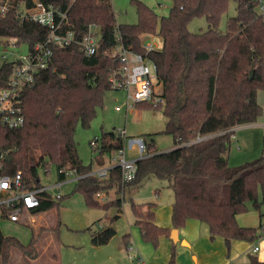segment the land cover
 Here are the masks:
<instances>
[{"label":"trees","instance_id":"16d2710c","mask_svg":"<svg viewBox=\"0 0 264 264\" xmlns=\"http://www.w3.org/2000/svg\"><path fill=\"white\" fill-rule=\"evenodd\" d=\"M230 1L172 0L168 14L159 17L150 6L133 0L137 22L118 24L109 0H0V6L8 7L4 15L0 13V39L12 38L17 45L31 48L47 35L46 28L15 16L19 5L30 8L41 3L66 11L78 38L91 23L101 30L95 54L84 55L76 42L54 48L48 66L22 91L23 125L13 129L0 125L1 172L19 170L23 185L35 189L40 188L39 167L47 170L50 165L56 169L66 165L79 176L72 192L80 193L87 206L116 207L118 212L120 198L100 204L96 195L114 190L121 196L153 176L164 180L172 191L173 228H181L187 219H197L208 226L211 239L222 237L227 249L233 239L255 242L264 238L257 228L240 226L236 220L249 203L260 219L264 216V154L237 166L228 163L234 128L256 121L262 113L256 94L264 90V18L257 12L256 0H232L235 14L220 30L221 16ZM195 17L205 18L204 31H189L188 24ZM115 29L122 44L134 51L142 50L143 34L161 38V48L149 56L157 65L164 102L135 106L161 109L167 118L162 132L171 134L175 143L170 150L157 152L144 140L148 155L136 161L135 177L126 183L121 181L119 166L111 167L105 178L89 175L91 165L79 159L73 137L77 124L89 126L110 89L109 75L116 63L104 51L115 44ZM13 65V61L0 65V89L6 86ZM210 134L214 136L192 142L197 136ZM123 145L119 134L102 132L92 150L102 156ZM39 201L32 214L58 208L46 192L39 193ZM155 206V202L131 200L134 224L142 240L154 247L171 230L155 224ZM117 217L118 213L108 215V225L91 231L92 245L101 246L111 239L115 234L111 224ZM27 225L30 239L26 244L0 230V264L11 263L12 248L19 250L26 264L39 256L38 234L30 223ZM174 257L172 244L169 264H174ZM250 264L264 261L250 256Z\"/></svg>","mask_w":264,"mask_h":264},{"label":"rangeland","instance_id":"374dc122","mask_svg":"<svg viewBox=\"0 0 264 264\" xmlns=\"http://www.w3.org/2000/svg\"><path fill=\"white\" fill-rule=\"evenodd\" d=\"M140 1L150 6L159 17L166 16L172 5V0ZM109 2L114 10L116 23L132 24L137 22L133 0H109ZM235 6L236 3L231 0L226 13L221 16L220 30H224L227 18L235 14ZM206 26L205 18L195 17L189 22L188 29L191 32L198 33L204 31ZM155 40L161 45L159 36H156ZM27 50L28 46L26 44L17 45L12 38L0 39V65L3 62L14 61L20 55H25ZM115 106H120L121 110H115ZM166 120L167 118L161 109L139 108L135 105L126 109L124 91L108 89L105 92L102 105L97 108L96 115L89 126L82 127L77 124L75 128L73 137L76 142L78 157L84 165H91V171L117 164V160L113 159L117 156L116 152L99 156L93 152L90 144V141L94 138L100 139L102 132L109 131H114L115 134L123 133L126 137L124 144L126 159L138 157L136 148H128V141L131 137H142L147 143H152L157 152L170 150L175 146V143L171 134L162 132ZM229 147L228 163L230 166H237L264 154V144L261 140L251 141L250 144L237 152V144L235 139H232ZM99 159L101 163L97 162ZM74 176V174L69 175L65 181L56 186L59 181L56 167L50 165L47 170L43 167L38 168L39 186L40 188L47 187L46 193L51 200L58 203V208L47 209L43 211L42 218L38 222H30L31 225H35L34 230L39 237L37 246L40 249L39 259L31 261V263L96 264L97 261H100V264H132L127 249L121 250L119 248L118 232L111 237L109 243L107 242L104 245L94 246L90 241L88 242L90 231L98 228V220L101 227L109 224L107 216L110 215V210H105L101 205L87 206L80 193H73L72 189L77 180ZM164 182V180L150 176L132 193L126 191L123 195L122 211L118 213V217L112 224L116 226L117 224L124 225L127 224V220L132 219L131 200L134 203L153 201L156 203V207L162 204H170L172 191L164 185ZM58 194L60 195L59 199L56 198ZM106 195L108 200L104 203L112 200L111 197L114 196V191L111 190ZM249 211L255 213L257 210L249 203L247 210L242 213ZM261 221L264 222V216ZM58 222L60 223L58 224ZM27 224L26 221L21 224L0 221V230L3 234L15 236L26 244L30 239V229ZM49 237L51 239L43 247V238ZM142 242L146 244L143 240ZM150 244L147 243L153 251L157 249V246L154 247ZM10 264H26L16 248L11 249Z\"/></svg>","mask_w":264,"mask_h":264},{"label":"built area","instance_id":"2783aa9c","mask_svg":"<svg viewBox=\"0 0 264 264\" xmlns=\"http://www.w3.org/2000/svg\"><path fill=\"white\" fill-rule=\"evenodd\" d=\"M256 9L264 18V0H256ZM8 7L3 4L0 6V13L4 15ZM15 16L22 21H32L46 28L47 35L40 41L28 48L25 55H20L13 62L11 73L7 79L6 86L0 89V125L7 128L21 127L24 123L22 111V91L30 87L35 80L36 74L46 68L54 48H64L76 42L84 55L95 54L101 38L100 27L89 24L85 31L76 37L74 31L69 26L67 12L58 8L45 6L41 3L34 7L25 8L19 5ZM115 44L104 51L107 57L116 63L109 75L110 89L123 90L126 99V109L131 108L137 103L162 104L164 99L161 95V84L157 78V65L149 56L152 52L158 51L161 45L155 40L154 34H143L141 36V51H134L125 47L121 42L120 34L114 30ZM115 110H121L120 106H115ZM126 142L123 133H118ZM214 134L197 136L192 142L208 139ZM97 139L90 141L91 146L96 144ZM128 148L138 151V157L126 159L124 145L115 151L119 166L121 181L130 182L136 173V161L147 156L145 151V141L142 137H131L128 141ZM0 155V221L17 223L24 218H31V211L39 206V193L46 192V188L27 189L22 183V175L18 170L12 174L1 172ZM105 167L97 171H91L89 175L97 178L107 177L108 170L113 167ZM57 172L66 179L74 174L77 179L79 176L73 170H68L66 165H62ZM62 179V180H63ZM59 179L56 186H59ZM57 199L60 198L58 194ZM98 203L108 200L106 192L96 195ZM264 229V224L261 225ZM258 250L257 245H253L252 253ZM134 264H140L139 261Z\"/></svg>","mask_w":264,"mask_h":264},{"label":"crops","instance_id":"0c3cea01","mask_svg":"<svg viewBox=\"0 0 264 264\" xmlns=\"http://www.w3.org/2000/svg\"><path fill=\"white\" fill-rule=\"evenodd\" d=\"M256 99L262 108L261 115L256 119V121L252 123L239 125L234 128L231 140L235 139V142L237 144V152L240 151L241 148L246 147L247 144H250L251 141L256 142V140H261L264 144V90L257 91ZM97 162L101 163V160L99 159ZM65 180L66 179H63L59 183L61 184ZM141 184L139 186H141ZM164 185L168 187L166 182H164ZM139 186L130 187L126 191L132 193L135 188ZM123 195L124 194L118 196L114 191V196L111 197L112 200L115 198L121 199L120 211H122V200L124 199ZM172 200L173 195L172 198H170L171 203ZM171 203L162 204L159 207H156V205L153 208L154 222L156 225L162 227H170L171 229H174L171 226L170 220ZM119 212L117 211L116 213ZM255 213L249 211L246 213L237 214V223L240 226L255 227L259 230V233L264 234V229H262L260 226L261 224H264V222L261 221L259 213H256L257 216L255 215ZM42 215L43 212L31 214L30 219L24 218L22 221L17 222L15 224H21L25 221L28 223L38 222L40 218H42ZM134 221L135 217L133 215L132 219L127 220V224H117V226L111 224V226L115 230L114 235H116V233L118 232L119 248L121 250L127 249L132 264H134V262L136 261H139L140 264H169L170 248L172 244H174L175 247L174 264H250V256H255L258 261H264V238H260L255 242L233 239L230 241L229 248L227 249L224 239L220 236H216L214 239H211L209 236L208 226L205 223L198 221L197 219H187L184 226H182L181 228H176L178 236V241L176 242L171 240L170 236L160 237L159 242L157 244V249L153 251L151 247L147 245V243L144 244L142 242L140 230L138 226L134 224ZM97 223L99 224L98 228H101L99 220L97 221ZM256 223L257 225H255ZM31 226L33 228L35 227V225ZM91 231L88 237V242L91 239ZM50 239V237L45 239L43 238V247L47 245L46 243H48ZM253 245L258 246V250L255 253H252L251 251ZM39 256L33 261L38 260ZM96 264H100V261H97Z\"/></svg>","mask_w":264,"mask_h":264},{"label":"water","instance_id":"95a60500","mask_svg":"<svg viewBox=\"0 0 264 264\" xmlns=\"http://www.w3.org/2000/svg\"><path fill=\"white\" fill-rule=\"evenodd\" d=\"M116 212H117V208L116 207H112L111 210H110V217H113ZM169 236H170L171 240H173L174 242L178 241L176 228L171 229Z\"/></svg>","mask_w":264,"mask_h":264}]
</instances>
